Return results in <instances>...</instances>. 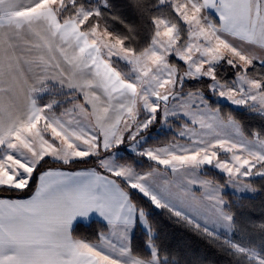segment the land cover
<instances>
[{
    "label": "snow or ice",
    "instance_id": "obj_1",
    "mask_svg": "<svg viewBox=\"0 0 264 264\" xmlns=\"http://www.w3.org/2000/svg\"><path fill=\"white\" fill-rule=\"evenodd\" d=\"M213 97L264 121V0H0V264H184L138 197L264 264V217L224 194L264 190V127Z\"/></svg>",
    "mask_w": 264,
    "mask_h": 264
},
{
    "label": "trees",
    "instance_id": "obj_2",
    "mask_svg": "<svg viewBox=\"0 0 264 264\" xmlns=\"http://www.w3.org/2000/svg\"><path fill=\"white\" fill-rule=\"evenodd\" d=\"M117 4L122 3V0H115ZM122 15L128 20H134L135 17L132 13L126 9H121ZM212 17V16H211ZM143 39H147V29H144ZM226 68V66H224ZM231 78V77H229ZM213 100L225 111H232L238 118L244 121L248 127H264V121H261L254 113L249 112L244 107H236L230 105L227 102H222L213 97ZM174 135V131L171 129L163 128L157 125L154 131L151 133V138L148 143L153 145H162L164 141L171 138ZM123 152L120 153L129 159H133L132 155L127 151V148H123ZM138 166L146 167L143 159H137ZM144 163V164H143ZM52 167H58V165H51ZM79 167V166H78ZM206 172L209 177L220 178L221 174L218 170L213 168H207ZM256 186L264 184L260 178H256L254 181ZM224 194L230 201H237L241 210L247 215L253 218L264 217V190L257 191L252 195L237 194L229 190H225ZM144 206L147 208L148 217L152 222V226L155 229V239L160 242L161 248L166 250L169 254L179 252L184 260V264H242L241 261H233L226 254L213 247L205 238L198 236L195 232L182 224L175 222L166 210L155 208L151 203L143 197H138ZM233 207H236V203H233ZM77 234H83L91 236L95 231L104 226L103 221L93 219L89 222H78ZM134 240L138 250L146 251L144 248V236L145 228L137 223V226L133 232ZM251 235V229L247 232L233 233V239L238 240L240 243H246Z\"/></svg>",
    "mask_w": 264,
    "mask_h": 264
},
{
    "label": "rangeland",
    "instance_id": "obj_3",
    "mask_svg": "<svg viewBox=\"0 0 264 264\" xmlns=\"http://www.w3.org/2000/svg\"><path fill=\"white\" fill-rule=\"evenodd\" d=\"M207 14L211 17V15H210L208 12H207ZM211 18H212V17H211ZM213 20H214V19H213ZM217 100L222 101V102H226L225 100L220 99V98H217ZM234 106H235V105H234ZM236 107H241V106H236ZM160 146H162V145H160ZM127 151H128V149H127ZM122 152H123V149H122L121 153H122ZM225 190H229V191L234 192V190L231 189V188H226ZM234 193H237V192H234ZM237 194L252 195V194H254V193H253V192L244 191V192H238ZM142 226H143V225H142ZM143 227H144V226H143ZM219 234H220L221 236L228 235V234H226L225 232H223V230H220V231H219ZM230 238L233 239V233L230 234Z\"/></svg>",
    "mask_w": 264,
    "mask_h": 264
},
{
    "label": "crops",
    "instance_id": "obj_4",
    "mask_svg": "<svg viewBox=\"0 0 264 264\" xmlns=\"http://www.w3.org/2000/svg\"><path fill=\"white\" fill-rule=\"evenodd\" d=\"M22 2H23V3H27V0H22ZM207 12L212 16V19H214L215 21L218 22V19H219V18H218L217 14L215 13L214 10L209 9V10H207ZM93 219H98V220H100L99 217H97V215H96L95 212L92 213V217H91L88 221H86V222H89V221H91V220H93ZM101 221H102V220H101ZM82 222H85V221H82ZM134 230H135V229H134ZM134 230H133V232H134Z\"/></svg>",
    "mask_w": 264,
    "mask_h": 264
}]
</instances>
